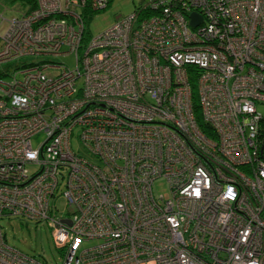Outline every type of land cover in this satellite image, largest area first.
I'll return each mask as SVG.
<instances>
[{"label":"built area","instance_id":"built-area-1","mask_svg":"<svg viewBox=\"0 0 264 264\" xmlns=\"http://www.w3.org/2000/svg\"><path fill=\"white\" fill-rule=\"evenodd\" d=\"M111 2L0 15V222L49 224L61 264H264V0H143L91 36ZM0 264L47 263L0 225Z\"/></svg>","mask_w":264,"mask_h":264},{"label":"rangeland","instance_id":"rangeland-1","mask_svg":"<svg viewBox=\"0 0 264 264\" xmlns=\"http://www.w3.org/2000/svg\"><path fill=\"white\" fill-rule=\"evenodd\" d=\"M143 0H112L109 7L100 11L88 21L86 29L91 36H96L106 29L110 28L116 21V17L122 15H130L135 8ZM21 0H3L0 1V15L5 19H10L17 16L22 12L25 7ZM6 24L0 25V34L5 33ZM26 63L31 62V59L24 60ZM55 63L66 64L69 68L74 69L75 59L74 56L69 55L53 59ZM259 113L264 117V106H258ZM45 134L39 133L32 137L31 142L33 148H37L44 140ZM75 148L78 146V139L73 140ZM264 153V149H263ZM32 171V168L30 169ZM155 193L167 194V186L162 181L155 186ZM58 213L64 215L69 209L66 206V200L62 197L55 202ZM264 218V213H263ZM3 233L5 234L7 244L22 252L25 255L36 257L47 264H61L63 257L59 253L52 237V228L46 222L33 223L21 222L18 219L11 221H1Z\"/></svg>","mask_w":264,"mask_h":264},{"label":"trees","instance_id":"trees-1","mask_svg":"<svg viewBox=\"0 0 264 264\" xmlns=\"http://www.w3.org/2000/svg\"><path fill=\"white\" fill-rule=\"evenodd\" d=\"M16 1V0H15ZM21 1H23L24 3H22L23 4V6L25 7V8H34V6H35V0H32L33 1V3H31V5H30V2L29 1H31V0H21ZM27 1H28V3L29 4H26L27 3ZM31 1V2H32ZM34 4V5H33ZM31 6V7H30ZM99 13V12H98ZM97 13H94L93 15H91L90 16V18H89V21L92 19V17L94 16V15H96ZM261 145L263 146L264 145V138L262 139V143H261ZM36 224H38V223H36Z\"/></svg>","mask_w":264,"mask_h":264},{"label":"bare ground","instance_id":"bare-ground-1","mask_svg":"<svg viewBox=\"0 0 264 264\" xmlns=\"http://www.w3.org/2000/svg\"><path fill=\"white\" fill-rule=\"evenodd\" d=\"M31 1H32V0H31ZM31 1H29V2H30V5H31V3H33V1H32V2H31ZM26 4H29V3H28V1H27V3H26ZM33 5H34V4H33ZM30 7H31V6H30ZM28 8H29V7H28Z\"/></svg>","mask_w":264,"mask_h":264},{"label":"water","instance_id":"water-1","mask_svg":"<svg viewBox=\"0 0 264 264\" xmlns=\"http://www.w3.org/2000/svg\"><path fill=\"white\" fill-rule=\"evenodd\" d=\"M193 23H196V21H195V17H193Z\"/></svg>","mask_w":264,"mask_h":264}]
</instances>
